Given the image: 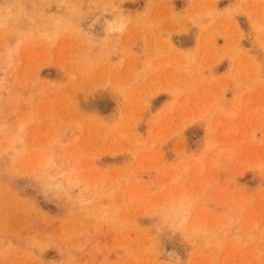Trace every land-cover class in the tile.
<instances>
[{"label":"rangeland","instance_id":"rangeland-1","mask_svg":"<svg viewBox=\"0 0 264 264\" xmlns=\"http://www.w3.org/2000/svg\"><path fill=\"white\" fill-rule=\"evenodd\" d=\"M0 264H264V0H0Z\"/></svg>","mask_w":264,"mask_h":264},{"label":"bare ground","instance_id":"bare-ground-1","mask_svg":"<svg viewBox=\"0 0 264 264\" xmlns=\"http://www.w3.org/2000/svg\"><path fill=\"white\" fill-rule=\"evenodd\" d=\"M185 218H186V217H185ZM185 218H184V219H185ZM184 219H183V221H184ZM175 246H177V245H175ZM173 247H174V246H173ZM180 248H181V247H180ZM165 249H166V248H165ZM167 249H168V248H167ZM167 251H168V250H167ZM172 252H174L176 255H178V256H179V259H182V258H180V255H181V254L179 255L178 251H176L174 248H171L168 252H166V254H168V256H169L170 259L176 261L175 258L172 257V256L170 255V253H172ZM179 252H180V251H179ZM166 256H167V255H166ZM168 256H167V257H168Z\"/></svg>","mask_w":264,"mask_h":264},{"label":"clouds","instance_id":"clouds-1","mask_svg":"<svg viewBox=\"0 0 264 264\" xmlns=\"http://www.w3.org/2000/svg\"><path fill=\"white\" fill-rule=\"evenodd\" d=\"M170 255L174 257L176 261H179V256L176 255L174 252L170 253Z\"/></svg>","mask_w":264,"mask_h":264}]
</instances>
